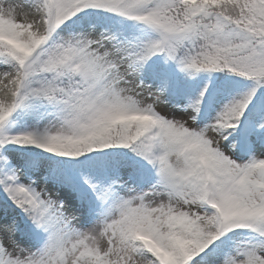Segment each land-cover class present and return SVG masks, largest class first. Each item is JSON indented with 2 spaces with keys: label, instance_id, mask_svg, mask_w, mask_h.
<instances>
[{
  "label": "snow or ice",
  "instance_id": "6c2138e0",
  "mask_svg": "<svg viewBox=\"0 0 264 264\" xmlns=\"http://www.w3.org/2000/svg\"><path fill=\"white\" fill-rule=\"evenodd\" d=\"M0 264H264V0H0Z\"/></svg>",
  "mask_w": 264,
  "mask_h": 264
}]
</instances>
